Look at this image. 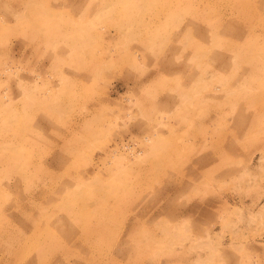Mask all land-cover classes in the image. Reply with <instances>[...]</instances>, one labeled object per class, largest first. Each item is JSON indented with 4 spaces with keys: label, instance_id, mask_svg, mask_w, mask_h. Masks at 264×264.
<instances>
[{
    "label": "rangeland",
    "instance_id": "obj_1",
    "mask_svg": "<svg viewBox=\"0 0 264 264\" xmlns=\"http://www.w3.org/2000/svg\"><path fill=\"white\" fill-rule=\"evenodd\" d=\"M159 262L264 264V0H0V264Z\"/></svg>",
    "mask_w": 264,
    "mask_h": 264
},
{
    "label": "bare ground",
    "instance_id": "obj_2",
    "mask_svg": "<svg viewBox=\"0 0 264 264\" xmlns=\"http://www.w3.org/2000/svg\"><path fill=\"white\" fill-rule=\"evenodd\" d=\"M196 30H199V31H201L202 30V28H200V27H197V28H195ZM195 29H193L194 31H195ZM232 35L234 36V32L232 31ZM240 35V34H239ZM125 38V37H124ZM206 46H203V48H205ZM116 51L113 49V48H104L102 51H101V54H96L97 56L93 59L94 60V62L95 63H97V62H99V60H101L102 62H106V61H108V62H110V63H113V64H115L116 63V61H117V57L115 56V53ZM91 54V53H90ZM116 57V58H115ZM137 57V56H136ZM98 65H100L101 66V63H97ZM82 71L79 73V77L82 79L83 77H84V74H87V72H89L90 70L89 69H82V68H80ZM75 75H77V74H75ZM78 76V75H77ZM95 102V101H94ZM77 125V120L76 121H74L73 123H71L70 124V127L71 128H74V126H76ZM69 127V128H70ZM70 128V129H71ZM62 133V132H61ZM60 164H63V162L62 161H60L59 162ZM95 202V206H99L103 211H105L107 214H113V212H112V210L110 209L109 210V208H108V205L107 204H105L104 202H99V201H97V200H95L94 201ZM195 207V206H194ZM71 209V208H70ZM199 208H197V206L195 207V208H191V210H198ZM70 211V213H71V210H69ZM106 214V215H107ZM55 224V223H54ZM63 226H61V225H54V226H52V232L54 233V234H56V235H58V236H60L61 235V237H63V238H65V240L68 242V244L70 243V244H72L73 243V245H74V236H76L77 235V231L78 230H76V229H78V228H74V227H72V228H70V229H68V230H65L64 228H62ZM92 227L94 228L92 231H94V232H96V233H102L103 232V228L100 226V225H98L97 223H93L92 224ZM83 229L84 230H89L90 229V225L89 226H84L83 227ZM124 229H126V228H123L122 230H124ZM102 234H104V233H102ZM120 236V233H119V231H117V232H113V233H111V240H110V238H109V241H108V245H109V242L111 243V242H113L114 241V239H116V238H118ZM107 244V243H106ZM27 244H25V246H26ZM35 250V249H34ZM56 250V249H55ZM57 251V250H56ZM34 252V251H33ZM32 253V252H31ZM31 253H29L28 252V249L27 248H25L24 250H22V251H20V253H19V255L21 256V257H31L32 256V254ZM27 259V258H26ZM51 258H48L47 260H45V263L47 262V261H49ZM28 260V259H27ZM32 262V261H31ZM35 263H37V262H35ZM158 264H161L160 262L158 263Z\"/></svg>",
    "mask_w": 264,
    "mask_h": 264
},
{
    "label": "crops",
    "instance_id": "obj_3",
    "mask_svg": "<svg viewBox=\"0 0 264 264\" xmlns=\"http://www.w3.org/2000/svg\"><path fill=\"white\" fill-rule=\"evenodd\" d=\"M89 76H90L89 74H84V77H85L86 79H87ZM84 77H83V78H84ZM83 78H82V79H83Z\"/></svg>",
    "mask_w": 264,
    "mask_h": 264
}]
</instances>
